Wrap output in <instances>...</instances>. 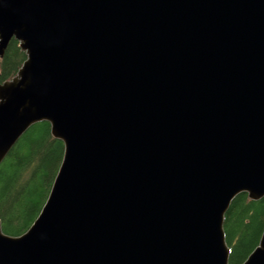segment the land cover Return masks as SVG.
Listing matches in <instances>:
<instances>
[{
  "label": "water",
  "instance_id": "obj_1",
  "mask_svg": "<svg viewBox=\"0 0 264 264\" xmlns=\"http://www.w3.org/2000/svg\"><path fill=\"white\" fill-rule=\"evenodd\" d=\"M12 39L0 165L42 121L64 154L0 264H229L232 201L264 197V0H0Z\"/></svg>",
  "mask_w": 264,
  "mask_h": 264
},
{
  "label": "trees",
  "instance_id": "obj_2",
  "mask_svg": "<svg viewBox=\"0 0 264 264\" xmlns=\"http://www.w3.org/2000/svg\"><path fill=\"white\" fill-rule=\"evenodd\" d=\"M26 59L12 39L0 58V81L15 76ZM64 154V143L51 133L50 123L32 125L0 165V219L3 231L24 233L40 213ZM230 247L229 264H242L259 244L264 231V197L251 200L239 194L225 215Z\"/></svg>",
  "mask_w": 264,
  "mask_h": 264
},
{
  "label": "bare ground",
  "instance_id": "obj_3",
  "mask_svg": "<svg viewBox=\"0 0 264 264\" xmlns=\"http://www.w3.org/2000/svg\"><path fill=\"white\" fill-rule=\"evenodd\" d=\"M224 221H225V219H224ZM225 230V229H224ZM230 252H231V250H230Z\"/></svg>",
  "mask_w": 264,
  "mask_h": 264
}]
</instances>
